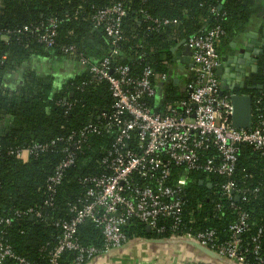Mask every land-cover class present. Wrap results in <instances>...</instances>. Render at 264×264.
<instances>
[{
    "label": "trees",
    "instance_id": "16d2710c",
    "mask_svg": "<svg viewBox=\"0 0 264 264\" xmlns=\"http://www.w3.org/2000/svg\"><path fill=\"white\" fill-rule=\"evenodd\" d=\"M116 3L122 4L126 14L120 24V39L113 46V39L102 28L94 27L93 17ZM249 4L250 0H0V217L10 220V225L0 224V242L30 264H47L46 256L55 248L61 231L55 223L71 221L75 216L72 208L83 207L79 201L90 185L84 186L82 181L110 173L101 163L113 149L115 128L106 131L103 115L113 113L114 100L107 82L93 79L92 65L100 64L115 50L112 70L128 67L134 80L140 79L145 69L166 75L162 87L156 84V96L143 99L151 112L163 113L187 98L188 85L194 81L188 72L182 85L175 84L177 71L171 48L215 26L223 29L226 38L240 33ZM51 20L56 21V36L47 46L41 38ZM68 48L75 50L74 58L64 53ZM262 50L264 58V47ZM44 58L76 63L85 59L88 64L59 83L53 76L30 70L35 59ZM22 70L21 85L12 87L6 77ZM256 81L263 89L247 91L253 98L254 125L264 118V74ZM90 124L98 127L97 132L80 137ZM69 137L73 138L71 143ZM33 144L44 151L25 158L17 156ZM66 148L74 154V163L63 170L60 184L51 194V206H45L48 180L65 159ZM203 154L212 156L215 152L210 148ZM171 170L172 183L186 180L178 231L147 230L132 219L122 227L128 240L167 242L187 233L213 232L216 241L210 246L226 245L232 240L231 227L244 214L247 228L238 235L239 253L244 255L245 264H264V156L251 145L239 146L231 197L222 193L226 178L185 166ZM28 209L40 212L42 219L18 217L17 213ZM170 225V220H159L158 227ZM76 238L85 248L104 244L101 229L91 222L78 226ZM253 238L258 240L261 262L253 253ZM76 257V252L65 251L59 262L72 264ZM3 264L17 263L6 260Z\"/></svg>",
    "mask_w": 264,
    "mask_h": 264
},
{
    "label": "built area",
    "instance_id": "2783aa9c",
    "mask_svg": "<svg viewBox=\"0 0 264 264\" xmlns=\"http://www.w3.org/2000/svg\"><path fill=\"white\" fill-rule=\"evenodd\" d=\"M125 14L122 4L116 3L93 17L94 27L102 28L113 39V46L120 39V24ZM169 23L164 21V24ZM55 28L56 21L51 20L41 38L47 46L53 44ZM223 35V29L215 26L201 36L189 38L194 63L189 72L194 75V81L188 85L187 98L167 107L163 113L151 112L143 99L156 96V84L165 83L166 75H155L150 69H145L142 77L134 80L128 67L112 70L110 65L117 55L115 50L109 58L90 67L96 83L107 82L114 100L113 113L103 115L106 131L115 128L113 149L101 163L110 173L82 181L84 186L90 185L84 198L79 201L83 207L80 210L72 208L75 216L71 221L55 223L61 231L55 248L46 256L47 264H60L61 255L65 251L77 253L72 264H87L96 257L111 261L110 254L121 251L131 243L122 227L132 219L160 232L166 229L178 231L183 213L181 194L186 180L171 182L173 166H185L189 170H201L226 178L227 182L221 187L222 193L231 197L235 189L231 177L237 163L239 146L251 145L264 156V118H260L258 124H253L250 130L234 129L231 125L230 97L227 93L221 94V82L216 76L220 61L217 43ZM74 51L73 48L64 49V53L72 58ZM78 64L86 66L88 62L80 59ZM97 130V126L90 124L79 136L87 137ZM67 141L71 143L73 138L69 137ZM210 148L215 155H201V152ZM44 149L33 144L31 148L18 151L17 156L25 158ZM64 152L65 159L56 168L55 175L48 180L45 206H51V194L55 186L60 184L63 170L74 163L71 150L66 148ZM17 215L42 219L41 213L34 209ZM159 220H170L171 225L169 228L158 227ZM85 222H91L101 229L104 243L101 248L79 245L77 228ZM2 223L10 225V220L0 217ZM246 228V217L242 214L231 227L232 240L226 245L210 246L216 241L213 232L195 235L187 233L181 239L167 242H195L216 254L225 264H245L244 255L239 253L238 235ZM252 242L256 260L261 262L257 238H253ZM6 260L30 264L16 256L9 245L0 242V264Z\"/></svg>",
    "mask_w": 264,
    "mask_h": 264
},
{
    "label": "crops",
    "instance_id": "0c3cea01",
    "mask_svg": "<svg viewBox=\"0 0 264 264\" xmlns=\"http://www.w3.org/2000/svg\"><path fill=\"white\" fill-rule=\"evenodd\" d=\"M245 4V3H244ZM247 21L243 28H241V32L238 34H235L232 37L226 38L224 35L220 38V40L217 43V51L220 55V58H222L224 61H222V68L223 70H226L227 72H223V76H217L218 79L221 81L223 78L227 79V82H229V85L236 84L235 79L232 77L234 75L233 72L230 71L232 64L227 65V59L232 56H242L243 54H246L245 48L250 43L249 38L246 37L247 34L254 36V40L257 42H262L264 39L263 36V30H264V0H250L249 7L247 9ZM7 40V38H5ZM182 41V40H181ZM180 41L176 42V45ZM175 45V46H176ZM231 45H236V49H233ZM174 46V47H175ZM179 49L178 51H181ZM263 54V53H262ZM262 54L258 56V62L255 64L257 66L258 71L256 73H253L251 71V66L246 67L245 69V76L241 80L244 86L246 87H256L258 85L262 86L261 84L257 83V76L261 73L264 74V58L262 57ZM173 56V55H172ZM30 70L34 71L36 74L40 76H53L59 83H62L64 80L69 79L71 76H73L76 72H78L81 67L78 63L72 61V60H57V61H49L48 59H35L32 62V65L30 66ZM177 74L174 77L175 84L182 85L183 83V77L186 73L190 71V68H185L184 70H179L178 66L175 65ZM24 71H19L15 74H10L6 77L7 82L14 88H18L22 83V76ZM164 84V83H163ZM56 85H59L58 83ZM159 87H162V84L158 83ZM223 86H221L222 88ZM263 89V86H262ZM261 89V90H262ZM248 90H244L243 93L247 92ZM226 92V91H225ZM159 99L162 98V90H159ZM3 126V122L0 123V128ZM143 243L141 244V247H148L149 244L157 245L158 248H147L144 249L150 252V256H161L163 253L164 246H168L167 243H155V242H146L144 240H140ZM148 244V245H147ZM177 246L183 247V250H185L186 254L183 256L184 259H186L187 262H195L198 261L197 264H225L224 262L220 261L217 258H213L203 252H201L199 249H197L195 246H190L187 243H175ZM174 244V245H175ZM139 247V246H138ZM156 256V257H157ZM149 260V259H148ZM167 260L164 261V263ZM109 262L108 259L104 257L95 258L93 261L89 262L88 264H107ZM123 264L122 259L115 262V264ZM150 261H147L145 264L149 263ZM175 261V258L173 256L171 264H178V262ZM179 263H181L179 261ZM196 264V262H195Z\"/></svg>",
    "mask_w": 264,
    "mask_h": 264
},
{
    "label": "water",
    "instance_id": "95a60500",
    "mask_svg": "<svg viewBox=\"0 0 264 264\" xmlns=\"http://www.w3.org/2000/svg\"><path fill=\"white\" fill-rule=\"evenodd\" d=\"M263 36H264V30H263ZM247 38L251 39L250 43L246 46L245 51L246 54H243L242 56L236 55L229 57L227 59V65L230 67V71L234 73L232 77L235 79L236 84L229 85V82H227L226 78H223L220 82V88H221V94L227 93L230 97V102L232 106V115H231V125L234 129L238 130H250L253 127L254 124V109H253V98L250 94L247 92L243 93L244 90H251L253 88L257 90H261L262 86L258 85L256 87H246L243 85L241 80L245 76V69L246 67L251 66V71L253 73H256L258 71L257 66L255 65L258 62V56L263 53V47H264V39L262 42H257L254 40V36L247 34ZM188 39L180 41L175 47L171 48L170 52L173 55L172 62L178 66L179 70H184L185 68H192L194 67V63L191 59L192 56V50L190 45L188 44ZM234 47L233 49H236V45H231ZM181 51H178L181 49ZM222 61H224L222 58H220L219 66L216 69V76H223V72H227L226 70H223L222 68ZM226 91V92H225ZM32 219V218H30ZM147 230H149V227H147ZM145 241V240H144ZM146 242H155V243H168L165 241H146ZM190 246H195L197 249H199L201 252L213 257L218 258L216 254H214L211 251L206 250L205 248L199 246L195 242H189L187 243Z\"/></svg>",
    "mask_w": 264,
    "mask_h": 264
},
{
    "label": "rangeland",
    "instance_id": "374dc122",
    "mask_svg": "<svg viewBox=\"0 0 264 264\" xmlns=\"http://www.w3.org/2000/svg\"><path fill=\"white\" fill-rule=\"evenodd\" d=\"M140 243L143 242L140 240H132L131 243L124 247L121 251L110 254L111 261L107 264H115V262L120 259H122L123 264H145L147 261H150L147 264H171L173 256L178 264H195V262L197 264L198 262L197 260L191 263L187 262L186 259L183 258L186 254L185 250H183V247L177 246L175 243L168 242V246H164L162 255H156L157 257L153 255L150 256V252L147 251V248L150 247L158 248L157 245L147 244L148 247L145 248L141 247ZM144 249L147 250L144 252ZM165 260L167 261L164 263ZM179 261L181 263H179Z\"/></svg>",
    "mask_w": 264,
    "mask_h": 264
}]
</instances>
